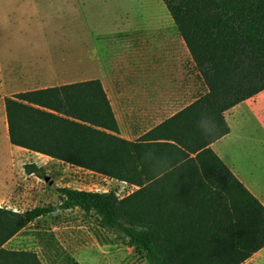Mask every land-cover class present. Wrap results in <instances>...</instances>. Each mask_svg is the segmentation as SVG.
Masks as SVG:
<instances>
[{"label":"trees","instance_id":"obj_1","mask_svg":"<svg viewBox=\"0 0 264 264\" xmlns=\"http://www.w3.org/2000/svg\"><path fill=\"white\" fill-rule=\"evenodd\" d=\"M206 93L142 142L119 128L99 80L5 98L11 144L138 187L116 192L58 187V203L0 207V264H42L5 244L39 218L79 209L145 252L149 264H242L264 248V204L212 144L231 131L226 112L264 91V0H162ZM40 179L46 169L25 165Z\"/></svg>","mask_w":264,"mask_h":264},{"label":"rangeland","instance_id":"obj_2","mask_svg":"<svg viewBox=\"0 0 264 264\" xmlns=\"http://www.w3.org/2000/svg\"><path fill=\"white\" fill-rule=\"evenodd\" d=\"M123 20L130 29L110 38L100 36L97 46L107 43L111 52L123 49V58L115 57L114 53L109 58L121 61L117 66L127 77V87L139 88L141 65L137 61L142 58L128 55V48L134 51L139 47L151 48L153 44H185L162 0H0V45L4 47L12 41V52H17L20 59H36L35 66L31 67L33 73L19 72L16 89L33 90L74 82L60 79L44 81L43 73H34L41 69V61L47 62L46 68L52 73L57 68L56 62H74L73 44L71 47L44 44V37L51 36V32L64 35L68 30L89 28L106 33L121 26ZM87 58L90 61V55ZM183 69L190 70V62H184ZM191 72L188 71V75ZM182 80L185 82L186 77ZM194 82L196 92L201 90L197 74ZM147 84L150 88H167L160 79H152ZM257 133L259 140L264 138L263 128ZM250 144L256 146L257 142ZM21 152L22 149H14L0 137V207L24 212L36 206L57 204V188L65 186L99 192L114 191L120 198L138 189L127 182L63 161H51L46 167L41 166L46 169V175L40 179L26 173L25 165L34 162ZM229 155L234 159L233 153ZM250 164L251 161L247 160L243 169L246 174ZM246 178L264 187L258 178L249 175ZM5 248L33 252L42 264H149L142 249L125 245L115 234L100 227L94 213L79 209L58 211L37 219L11 238ZM242 264H264V249Z\"/></svg>","mask_w":264,"mask_h":264},{"label":"crops","instance_id":"obj_3","mask_svg":"<svg viewBox=\"0 0 264 264\" xmlns=\"http://www.w3.org/2000/svg\"><path fill=\"white\" fill-rule=\"evenodd\" d=\"M129 29L130 26L126 25L123 20L121 26L106 33H100V31L89 28L68 30L64 35L51 32V36L44 37V44H66L70 47L73 44L74 62L67 60L56 62L57 68L52 73L49 68H46L47 62L41 61L39 62L41 69L37 72L35 70L34 73H43L44 81L52 79L74 81L61 85L99 80L114 112L119 128L118 136L130 142H142L146 141L144 137L150 131L205 94L206 88L186 44H153L151 48L139 47L134 51L128 48L126 50L128 55L133 54L135 57L142 58V60L137 61V64L141 65L139 69L141 87L128 88V84L125 83L127 77L121 72L122 68L117 66L120 65L121 61H111L109 58L112 53L116 55L115 57L123 58L125 56L124 50L121 49L118 52L116 49L111 52L106 42L100 47L97 44H99L100 36L110 38L116 33ZM2 46L0 45V137L3 141L11 144L5 98L32 90L16 89L18 86L16 81L19 72L33 73L31 67L35 66L36 59L32 61H29L28 58L20 59L17 52H12V41L4 47ZM87 55H90V61H88ZM184 62L186 64L190 62V70L183 69ZM21 66L22 69H20ZM188 71H192L190 75H188ZM196 74L202 86V89L197 90V92L194 82ZM184 77H186L185 82L182 80ZM152 79H160L167 88L148 87L147 82ZM143 81L144 83H142ZM44 88L47 87L33 90ZM165 114L166 117H163ZM225 116L231 131L213 143L212 149L239 180L264 204V187H259L257 182L246 178L248 175L252 178L256 177L258 178L257 181L264 185V138L259 140L258 135H256L259 129L263 128L264 130V91L236 105L226 112ZM250 142H257V145L253 146ZM11 146L14 149H22L23 156L39 167H46L51 161L61 162L60 159L42 153L13 144ZM229 153L234 154V159ZM247 160L251 161L248 174L243 171L244 167L247 166L245 165Z\"/></svg>","mask_w":264,"mask_h":264}]
</instances>
